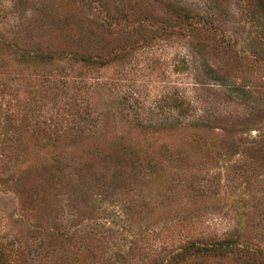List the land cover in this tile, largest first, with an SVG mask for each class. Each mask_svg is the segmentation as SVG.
Listing matches in <instances>:
<instances>
[{
  "label": "rangeland",
  "instance_id": "obj_1",
  "mask_svg": "<svg viewBox=\"0 0 264 264\" xmlns=\"http://www.w3.org/2000/svg\"><path fill=\"white\" fill-rule=\"evenodd\" d=\"M229 237L174 264H264V0H0V263Z\"/></svg>",
  "mask_w": 264,
  "mask_h": 264
},
{
  "label": "trees",
  "instance_id": "obj_2",
  "mask_svg": "<svg viewBox=\"0 0 264 264\" xmlns=\"http://www.w3.org/2000/svg\"><path fill=\"white\" fill-rule=\"evenodd\" d=\"M81 62H84L86 64H92V65H102L103 63L99 62L98 59L96 60H91L89 58H85V57H81L79 59ZM242 246H240L236 239L234 238H227L226 240H221L216 242L215 244L212 245H197V244H186L185 246L182 247V249L180 250H176L173 251L172 253L168 254L165 257V260H163L161 263L159 264H174V263H179V262H183L184 260H186L187 258H190L193 253H197L200 255H206L209 256L211 254L214 255H226L228 253L232 254L234 253V251H238L235 255H242L245 257H251L252 253H256L254 249H251L250 246H244V250L241 249ZM256 255V254H254ZM257 257L258 258H262V261L264 260V255L257 253ZM253 258H256L253 256ZM257 259V258H256ZM259 260V259H257ZM3 260H1L0 262H2ZM260 261V260H259ZM260 261V262H262ZM2 264V263H0ZM262 264V263H260Z\"/></svg>",
  "mask_w": 264,
  "mask_h": 264
}]
</instances>
